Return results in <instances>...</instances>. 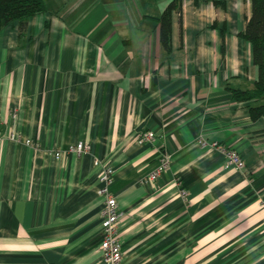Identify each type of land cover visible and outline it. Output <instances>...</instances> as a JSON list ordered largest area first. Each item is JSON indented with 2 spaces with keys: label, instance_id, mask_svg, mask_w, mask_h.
Masks as SVG:
<instances>
[{
  "label": "crops",
  "instance_id": "crops-1",
  "mask_svg": "<svg viewBox=\"0 0 264 264\" xmlns=\"http://www.w3.org/2000/svg\"><path fill=\"white\" fill-rule=\"evenodd\" d=\"M170 1L46 0L0 30V264H105L106 166L124 264H264V118L231 93L258 77L250 0H180L167 52Z\"/></svg>",
  "mask_w": 264,
  "mask_h": 264
},
{
  "label": "trees",
  "instance_id": "trees-1",
  "mask_svg": "<svg viewBox=\"0 0 264 264\" xmlns=\"http://www.w3.org/2000/svg\"><path fill=\"white\" fill-rule=\"evenodd\" d=\"M251 14L240 35L252 48V61L257 66L258 77L249 89H231L237 101H258L250 104L252 120L264 118V0H250ZM48 11L46 0H0V30L7 24L18 22V36L22 38L30 17ZM180 12V0H171L162 13L153 18L159 27V39L164 50H171V15Z\"/></svg>",
  "mask_w": 264,
  "mask_h": 264
},
{
  "label": "built area",
  "instance_id": "built-area-1",
  "mask_svg": "<svg viewBox=\"0 0 264 264\" xmlns=\"http://www.w3.org/2000/svg\"><path fill=\"white\" fill-rule=\"evenodd\" d=\"M154 133L151 131L142 132L139 136L140 141L151 140ZM10 138L18 140L17 135L10 133ZM25 144H30V139L24 140ZM89 143L84 141H79L75 144H70L65 149H53L51 151L53 157L59 160L62 155L67 153H76L78 155L89 151ZM225 160L227 165L233 166L236 169H244L245 163L242 157L235 149H227L225 151ZM95 164H98L97 161ZM169 164V158L167 156L162 157L159 165L148 175L147 179L152 181L157 179V177L166 170ZM113 176V169L109 166L104 167L101 173V179L103 185L100 188V195L103 200L102 206V239L98 246V250L101 253L102 260L105 264H124L123 263V252L121 250V243L118 232V223L120 219V213L118 210V205L116 198L108 189V184L110 183ZM182 194L186 195V191L182 190Z\"/></svg>",
  "mask_w": 264,
  "mask_h": 264
}]
</instances>
